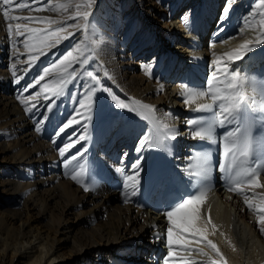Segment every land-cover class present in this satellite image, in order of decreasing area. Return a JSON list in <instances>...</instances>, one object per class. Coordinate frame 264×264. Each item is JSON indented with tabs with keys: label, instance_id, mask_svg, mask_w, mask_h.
Here are the masks:
<instances>
[{
	"label": "bare ground",
	"instance_id": "6f19581e",
	"mask_svg": "<svg viewBox=\"0 0 264 264\" xmlns=\"http://www.w3.org/2000/svg\"><path fill=\"white\" fill-rule=\"evenodd\" d=\"M79 2L49 0L45 7L38 5L36 0H29L33 10L9 11L13 16H47L71 23L73 21L68 18L76 15L75 6ZM198 2L94 0L84 46L100 66L89 70L98 74L107 72L112 79L103 81L104 86L112 88L120 98L127 95L155 106V112L152 115L143 110L139 115H132L113 110L101 102L88 125L89 139L74 144L66 155L74 153L81 145L87 151L78 165L73 163L68 167L62 163L64 158L58 152L62 141L56 139V143L52 142V126L45 124L44 130L36 131L35 119L30 118L17 99L21 85L29 76L25 74L18 85L12 75L17 55V74L22 72L27 50L22 43L25 38L17 37L15 32L9 33L8 25L12 24L15 29L17 24L34 28H43L46 24L8 20L0 9V264H164L165 260L168 264H181V257L202 264L209 257L219 258L203 243L200 246L209 256L177 248L176 257L168 258L164 240L153 239V226L162 234L166 227L162 213L151 206L163 193L159 177L166 173L171 175L174 171H179L176 177L179 182L189 180L192 174L195 177L198 168L188 161L197 152L207 150L206 141L193 139L186 126L187 120L206 114L186 105L181 96L185 91L181 86L185 85L187 70L192 63L186 30L191 20H197L199 9L195 6ZM62 3L71 4V10L67 13L51 10L53 5ZM258 3L259 0H238L233 12L236 9L241 12V17L247 16L256 11ZM37 7L45 10L35 11ZM261 19L264 18L257 15L244 35L231 39L228 44L214 43L210 38L204 43L200 52L202 60L194 78L205 79V82L196 87L197 90L203 91L209 81H215L212 72L218 58L244 40L257 38ZM240 21L241 18L231 21L234 30L242 26ZM230 25L225 32L230 30ZM75 35L84 38L82 31H76ZM58 48L63 53L68 49V42L62 41ZM254 52L249 56L257 57L254 60L257 63L264 57V45L258 46ZM209 56L211 60L207 61ZM247 59L248 56L236 62L235 67L248 78L264 79V74L259 76L260 70L250 69ZM258 65L264 70V61ZM248 95H255L257 106L264 104V96L260 93H253L249 88ZM203 100L211 102L208 96ZM56 103L61 113L77 107L64 97ZM37 107L42 108V105ZM145 115L150 118L145 120ZM165 125L178 130L174 140L168 138L163 142L167 166L162 163L157 147L145 150L143 155L147 163L141 174L140 193L125 203L123 184L125 176L130 174L128 169L137 159L134 150L137 141L144 134L154 135L157 129L171 137L173 133H168ZM197 142L201 143L199 150L190 152ZM220 151L217 145L211 156L214 166L219 162ZM124 153L128 155L122 161ZM258 157L261 152L256 143L255 159ZM257 161L264 163V157ZM118 168L124 169L123 174L117 171ZM74 174L78 180L71 178ZM176 179L173 184L178 182ZM210 179L212 183L202 211L211 210L212 221L218 228L208 238L218 245L228 264H264V234L258 226V213L249 209L239 192L229 190L230 182L225 181L215 167ZM259 180L264 185L263 169ZM85 185L88 191H85ZM241 187L256 208L264 207V187H252L247 183H241ZM193 223L203 226L199 219Z\"/></svg>",
	"mask_w": 264,
	"mask_h": 264
},
{
	"label": "snow or ice",
	"instance_id": "6c2138e0",
	"mask_svg": "<svg viewBox=\"0 0 264 264\" xmlns=\"http://www.w3.org/2000/svg\"><path fill=\"white\" fill-rule=\"evenodd\" d=\"M48 2L49 0H36L38 5L45 7ZM93 2L94 0H80L75 6L76 15L68 18L73 22L69 23L68 21L59 22L47 16H13L10 14V9L13 12L33 10L29 0H23V2L22 0H0V9L6 19L46 24L43 28L17 24L15 29L12 24L8 25L9 33L15 32L17 37L25 38L22 43L27 50V59L23 62L22 72L17 74V64L19 63L17 55V63L12 65V75L18 85L21 80H24L25 74L29 76V79L21 85L17 99L30 114V118L35 119L34 128L36 131L44 130L45 124L52 126V142L56 143V139L62 141L58 152L59 156L64 158L62 163L66 167L73 163L78 165L79 159H82L83 153L87 151L81 145L80 149L66 155L74 144L89 139L88 125L101 102L107 103L113 110L128 112L132 115H139L143 110H147L152 115L155 112V106L145 104L127 95L120 98L112 88L104 86L103 81L112 79L107 72L98 74L94 70H89L90 67L100 66L96 58L84 46L89 33L88 16ZM237 3L238 0H223L221 12L216 21V31L213 33V37L219 38L221 43L228 44L231 39L241 35L252 25L257 15L264 18V0H259L256 11L241 17L242 26L237 28L235 35H221L225 32ZM44 10L42 7L35 8V11L38 12ZM51 10H63L67 13L71 10V4L53 5ZM184 19L187 22V16ZM260 25L259 35L255 40H244L238 47L225 52L223 57L215 61L212 72L214 84L209 81L203 91L185 88V91L181 93L188 106L201 97L208 96L211 99V103L197 104L195 107L196 112L206 115L186 121L189 134L193 139L198 138L200 141L216 144V129L222 127L227 130L221 137L222 162H218L214 166L210 150L197 152L194 161L198 171L195 173V177L190 176L184 188H173V177L168 174H161L159 177L163 193L161 198L151 206L156 207L165 217L166 227L162 234L153 226V239L164 240L168 258L176 257L175 249L177 248L209 256L200 246L203 243L210 247L215 256L219 258L209 257L208 261L202 262V264H228L218 245L208 238L218 228L212 221L211 210L208 209L207 213L202 211L206 193L211 187L210 173L214 167L226 181L230 182L229 190L239 192L244 197V203L249 209L258 213V226L261 233L264 234V207L256 208L244 188L241 187V183H247L252 187H264L259 180L260 170L264 168V163H257L258 159L264 157V138L258 142L252 140L251 121L249 120V117L256 112H259L260 119L264 120V104L257 106L255 95L252 97L248 95L250 88L253 93L258 92L264 96V79L248 78L235 67L236 62L242 61L246 56L251 59L249 54L254 55V50L258 46L264 45V19L260 20ZM76 31H82L84 38L77 37ZM62 41L68 42V49L63 53L58 48ZM53 49L56 51L52 52ZM49 52L52 53L51 56L48 55ZM42 57L43 59H41ZM145 70L151 74L150 69L146 68ZM29 90L33 91L25 97L24 94L29 93ZM62 97L74 102L77 107H73L71 112L61 113L56 100H60ZM61 102L63 101L61 100ZM38 105H42V108H38ZM149 118L148 115L144 116L145 120ZM261 127L262 137H264V124ZM165 128L168 133H173L171 137L161 134L157 129L154 135L144 134L137 141L134 149L137 152V159L128 169L130 174L125 176L123 184L122 195L125 203L131 202V198L140 193V184L143 178L141 174L145 172L147 163L143 152L155 147H165L163 143L165 139H175V133L178 130L168 128L167 125ZM254 143L258 144L261 152V157L257 159L252 158ZM127 155L124 153L121 160L127 158ZM192 162L189 161V163ZM241 165H247V167H240ZM117 171L123 174L124 169L118 168ZM183 171L181 169L182 173ZM71 178L78 180V176L75 174ZM194 178L196 179L195 184H193ZM88 190L89 188L85 185V191ZM198 219L203 226L193 223ZM229 243L231 242L229 241ZM233 249L235 250L234 245ZM180 261L181 264H194L193 261L183 257L180 258ZM164 264H168V261L165 260Z\"/></svg>",
	"mask_w": 264,
	"mask_h": 264
},
{
	"label": "rangeland",
	"instance_id": "374dc122",
	"mask_svg": "<svg viewBox=\"0 0 264 264\" xmlns=\"http://www.w3.org/2000/svg\"><path fill=\"white\" fill-rule=\"evenodd\" d=\"M1 166V165H0Z\"/></svg>",
	"mask_w": 264,
	"mask_h": 264
}]
</instances>
